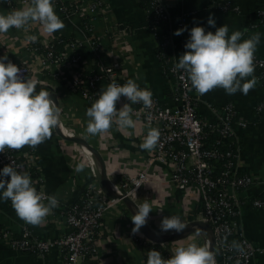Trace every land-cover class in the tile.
<instances>
[{"label":"crops","instance_id":"0c3cea01","mask_svg":"<svg viewBox=\"0 0 264 264\" xmlns=\"http://www.w3.org/2000/svg\"><path fill=\"white\" fill-rule=\"evenodd\" d=\"M7 1L0 0V14L31 6V1L20 3V0H10L12 6ZM67 1L81 5L84 0ZM102 1L97 16L60 14L65 27L51 36L43 31L40 24L32 22L22 29L11 28L7 33H0V57L7 54L8 60L33 68L32 77L38 81L37 91L41 88L49 90L58 101L62 110L60 127L62 126L66 135L83 139L99 152L108 180L121 186L128 177L140 171L147 173L148 181L135 194V201L141 205L147 201L151 205L152 211L147 219L150 227L160 229L165 216H179L183 223L193 221L200 205L196 189H176L168 180L169 165L153 159L152 151L140 148L147 134L148 124L133 116L136 122L134 129H118L114 125L108 133L88 135L86 127L89 118L86 110L93 102L68 87L73 69L55 64L43 67L40 64V54L28 49L31 42L27 37L30 35H36L37 41H49L57 36L76 39L80 42L82 63L91 69H98L102 65H116L126 82L133 79L141 88L148 87L164 105L170 104L171 85L157 58V42L150 29L151 19L141 1ZM230 1L240 7L238 13L221 12L212 0H159L170 14V20L166 23L170 57L179 61V56L186 51L184 45L190 38L191 28L201 26L206 33H215L216 28L227 24L229 35L236 30L248 29L242 39L260 33V43L255 53L264 58V23L257 16V11L264 9V0ZM210 15L215 19V27L207 23ZM185 27L187 30L181 35H174L177 29ZM90 30L98 42V55L93 53L86 40ZM253 75L258 83L247 95L240 91L229 95L223 88L217 87L204 95L196 93V108L198 115L204 120L215 122V111L229 102L238 115L248 122L246 128H236L239 147L236 168L238 172L254 177L255 184L240 195L236 229L263 249L252 264H264V210L251 205L252 199L259 196L264 186V113L259 117L254 116V106L264 98V80L259 79L257 71ZM106 87L104 82L99 84L98 93ZM124 103L122 97L117 108ZM27 150L36 153L46 191L58 201L43 223L30 224L32 234L38 237L57 236L66 229L62 218L64 207L79 201L86 188L101 187V178L94 176L92 172L94 170L96 173V162L78 144L62 139L55 129L50 139L35 148L28 147ZM80 163L86 166L83 171L77 172L75 169ZM131 216L129 209L121 201L106 208L97 238L98 259L90 260L93 264H144L150 249L141 243L140 231L135 235L132 233L134 225ZM22 223L23 220L17 216L11 201L0 199V229H4L6 233V236L0 237V264H46L37 254L13 250L7 246L8 237L20 234ZM190 235L193 234L169 244H175L172 247L174 251L193 242L198 244L195 239L187 238Z\"/></svg>","mask_w":264,"mask_h":264},{"label":"built area","instance_id":"2783aa9c","mask_svg":"<svg viewBox=\"0 0 264 264\" xmlns=\"http://www.w3.org/2000/svg\"><path fill=\"white\" fill-rule=\"evenodd\" d=\"M29 1L31 0L19 2ZM212 2L221 12L240 11V7L230 0H212ZM53 3L59 17L60 14L97 16L103 1L84 0L81 5L71 4L67 0H53ZM7 4L13 5L10 0ZM151 4L153 23L150 29L156 39L157 47L160 48L157 58L171 85V103L164 105L153 95L150 109L142 104L131 105L134 109L133 116L160 131L158 144L152 150V155L156 161L169 165V182L176 189L184 191L193 187L198 192L200 205L195 220L208 224L212 229L215 264H252L256 255L261 254L263 249L236 229L237 217L240 213V195L255 184L254 177L246 173L242 174L236 168L239 152L236 128H246L248 122L238 115L229 102L222 104L215 111V122H208L198 115L197 92L192 87L187 73L177 69L176 65L179 61L168 54L170 43L168 32L161 41L156 33V23H167L170 14L159 0H152ZM145 11L150 16L151 8H145ZM257 16L259 21L264 23V9H259ZM181 20L183 21L184 18ZM88 29H90L89 25ZM91 32L86 40L93 53L98 55V42ZM79 46L80 42L76 39L57 36L49 41L31 42L28 49L40 54V64L43 67L51 64L71 67L73 75L68 87L93 103L99 97V84L104 82L108 85L113 81L120 85L126 83L116 65H102L98 69H91L90 66L82 63ZM11 62L21 68L25 78H33L32 67L12 60ZM254 66L259 79L264 80V58L257 53L254 55ZM85 71L88 73L85 74ZM124 102L128 101L124 98ZM263 112L264 98L254 106V116L259 117ZM8 164H12L20 172H27L37 191L45 198L49 197L44 176L37 164V155L33 150L20 151L6 148L4 153H0V170ZM92 172L94 176L100 177L93 170ZM147 181V173L140 171L128 177L121 186L111 181L110 185L114 186L119 194H124L137 205H141L135 201V194ZM118 201L120 200L109 198L100 186L88 187L83 191L79 201L65 206L62 210V218L66 226L62 233L50 237L34 236L30 224L23 221L20 234L8 237L6 244L13 250L37 254L46 264H83L87 260L95 261L98 259L97 238L104 212L110 204ZM44 202L47 203V199ZM251 205L264 210V186L259 196L252 199ZM130 214L133 215L131 211ZM4 236H6L5 230L0 229V237ZM206 240L209 246L208 238ZM141 243L145 247L149 246L150 250L161 252L165 259L173 255L165 246L168 243L157 244L143 235ZM144 264H147V259Z\"/></svg>","mask_w":264,"mask_h":264},{"label":"clouds","instance_id":"9594fccd","mask_svg":"<svg viewBox=\"0 0 264 264\" xmlns=\"http://www.w3.org/2000/svg\"><path fill=\"white\" fill-rule=\"evenodd\" d=\"M30 22L38 23L49 36L64 29L65 24L54 10L53 0H31V6L0 14V33L9 29L24 28ZM208 25L215 27V19L210 15ZM186 29H177L174 35H181ZM248 29L236 30L229 35L227 24L205 32L201 26L190 30V38L184 45L186 51L179 56L177 69L187 73L192 87L200 95L220 87L227 94L237 91L247 95L258 83L254 55L260 43V33L242 39ZM36 42L37 36L27 37ZM7 61V63H5ZM252 77L251 79H247ZM246 81V82H245ZM38 81L25 78L21 68L8 60L7 54L0 57V153L5 149L20 150L25 146L35 148L50 139L53 130L60 125L61 108L51 98L49 90L37 91ZM128 102L117 108L121 98ZM142 104L150 109L153 93L148 87L141 88L133 79L123 85L115 81L103 89L98 99L86 110L89 118L86 133L90 136L105 134L115 125L118 129H134V109L131 105ZM160 131L148 125V131L140 148L152 151L156 148ZM84 163L77 165L75 171L81 172ZM10 178V179H9ZM0 199L11 201L17 216L28 224L39 225L51 213L58 201L56 197L45 196L33 186L30 175L20 172L12 164L0 170ZM47 199V203H45ZM138 209L131 216L134 227L132 233H139L146 225L151 205L145 201L136 205ZM187 225L179 216H165L160 224L162 232L181 233ZM197 235L201 230L197 229ZM147 264H215L214 254L207 244L200 246L193 242L186 247L175 249L174 254L165 259L161 252L152 249L148 252Z\"/></svg>","mask_w":264,"mask_h":264},{"label":"water","instance_id":"95a60500","mask_svg":"<svg viewBox=\"0 0 264 264\" xmlns=\"http://www.w3.org/2000/svg\"><path fill=\"white\" fill-rule=\"evenodd\" d=\"M51 98L55 100L58 104V101L53 94H51ZM55 130L62 139L75 142L80 147L90 152L97 159L100 165V178H101L102 190L109 198L120 200L121 202H123L134 215L136 211L138 210L136 208L137 204L128 196L124 194H119L117 191L111 188L110 181L107 178L105 166H104L103 160L99 152L94 147L89 145L86 141H84L83 139H80L77 137H71L69 135L64 134L60 130V125ZM185 224L187 225V227L183 232L176 233L175 231H172L170 235L165 236V237L160 236L158 234L159 232L152 230L151 227L148 225V223H146V225L141 227L140 232L146 239L154 243H157V244H163V243H170L172 241L179 240L189 234H197L196 230L199 229L201 230V233L205 232L207 234L208 243H209L208 248L214 254V236H213L212 229L210 228V226L200 220H193Z\"/></svg>","mask_w":264,"mask_h":264},{"label":"trees","instance_id":"16d2710c","mask_svg":"<svg viewBox=\"0 0 264 264\" xmlns=\"http://www.w3.org/2000/svg\"><path fill=\"white\" fill-rule=\"evenodd\" d=\"M141 1V5L142 7L144 8H151L152 12L150 13V19H151V24L153 23V16H152V13H153V6L151 4V1L152 0H140ZM156 33H157V36H158V39L161 41L163 39V37L165 35H167V27H166V22H158L156 23ZM58 48L60 49V46H58ZM160 51V48L157 47V53H159ZM168 51V50H167ZM264 113V112H263ZM29 146H25L23 147L22 149H20V151H25L28 149ZM10 179V178H9ZM83 264H93L92 261L90 260H87L85 261Z\"/></svg>","mask_w":264,"mask_h":264},{"label":"bare ground","instance_id":"6f19581e","mask_svg":"<svg viewBox=\"0 0 264 264\" xmlns=\"http://www.w3.org/2000/svg\"><path fill=\"white\" fill-rule=\"evenodd\" d=\"M60 130L64 133V134H67L64 130H63V128H62V126L60 127ZM84 149V148H83ZM86 150V149H85ZM87 151V150H86ZM88 152V151H87ZM88 154L91 156V158L96 162V173H97V170H99V163H98V161H97V159L90 153V152H88ZM94 171V170H93ZM95 173V174H96ZM96 175H99V173H97ZM112 189H114L115 191H118L114 186H112ZM172 233V231H170V232H161V233H158L160 236H168V235H170ZM195 236V235H194ZM199 236H202V238L205 240V242L206 243H204V245L205 244H207V235H206V233L204 232V233H201Z\"/></svg>","mask_w":264,"mask_h":264},{"label":"rangeland","instance_id":"374dc122","mask_svg":"<svg viewBox=\"0 0 264 264\" xmlns=\"http://www.w3.org/2000/svg\"><path fill=\"white\" fill-rule=\"evenodd\" d=\"M98 173H99V170H98ZM151 228H152V230L161 233V229H158L156 227H151ZM168 232H170V231H168ZM187 238H193V239H195L196 241H198V245H200V246H204V243H206L205 240L202 238V236H199L197 234L190 235ZM174 245L175 244H169V243L168 244H165V246L172 252V254H174V252H175L174 249L172 248V247H174Z\"/></svg>","mask_w":264,"mask_h":264}]
</instances>
